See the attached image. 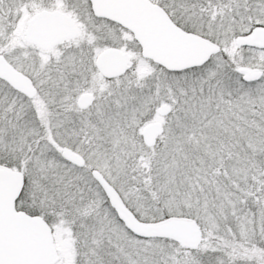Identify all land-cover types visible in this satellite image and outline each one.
I'll list each match as a JSON object with an SVG mask.
<instances>
[{"label": "snow or ice", "instance_id": "obj_1", "mask_svg": "<svg viewBox=\"0 0 264 264\" xmlns=\"http://www.w3.org/2000/svg\"><path fill=\"white\" fill-rule=\"evenodd\" d=\"M0 264H264V0H0Z\"/></svg>", "mask_w": 264, "mask_h": 264}]
</instances>
